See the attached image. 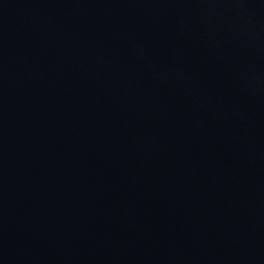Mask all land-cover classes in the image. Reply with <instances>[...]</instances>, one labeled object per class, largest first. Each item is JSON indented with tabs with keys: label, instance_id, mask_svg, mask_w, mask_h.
<instances>
[{
	"label": "water",
	"instance_id": "95a60500",
	"mask_svg": "<svg viewBox=\"0 0 264 264\" xmlns=\"http://www.w3.org/2000/svg\"><path fill=\"white\" fill-rule=\"evenodd\" d=\"M0 264H264V0H0Z\"/></svg>",
	"mask_w": 264,
	"mask_h": 264
}]
</instances>
